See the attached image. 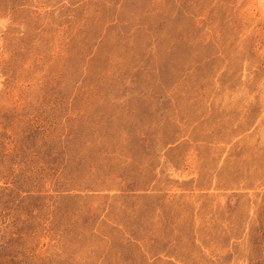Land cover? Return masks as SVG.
<instances>
[{"label":"rangeland","instance_id":"1","mask_svg":"<svg viewBox=\"0 0 264 264\" xmlns=\"http://www.w3.org/2000/svg\"><path fill=\"white\" fill-rule=\"evenodd\" d=\"M0 264H264V0H0Z\"/></svg>","mask_w":264,"mask_h":264}]
</instances>
